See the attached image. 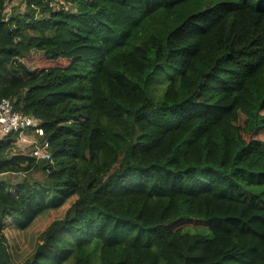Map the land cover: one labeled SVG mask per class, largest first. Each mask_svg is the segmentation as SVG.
<instances>
[{
	"label": "trees",
	"instance_id": "16d2710c",
	"mask_svg": "<svg viewBox=\"0 0 264 264\" xmlns=\"http://www.w3.org/2000/svg\"><path fill=\"white\" fill-rule=\"evenodd\" d=\"M19 1L0 100L42 134L0 133V264H264V0Z\"/></svg>",
	"mask_w": 264,
	"mask_h": 264
},
{
	"label": "built area",
	"instance_id": "2783aa9c",
	"mask_svg": "<svg viewBox=\"0 0 264 264\" xmlns=\"http://www.w3.org/2000/svg\"><path fill=\"white\" fill-rule=\"evenodd\" d=\"M50 6L66 9V4L59 0L58 2L50 0ZM39 120L30 116L24 115L14 109L13 101L7 98L0 100V133L6 134L10 131H17L19 133V140L21 143L26 144L30 141L25 137L24 131L28 128L34 129L38 135L42 131L38 128ZM48 142L46 141L42 146H35L31 152L32 156L38 161H51V153L48 150Z\"/></svg>",
	"mask_w": 264,
	"mask_h": 264
},
{
	"label": "rangeland",
	"instance_id": "374dc122",
	"mask_svg": "<svg viewBox=\"0 0 264 264\" xmlns=\"http://www.w3.org/2000/svg\"><path fill=\"white\" fill-rule=\"evenodd\" d=\"M55 1H57V0H53V2H55ZM13 6H16L15 9H16L17 12L23 13L25 11V9H24L25 4H24L23 0L19 1L18 3H15V4H13V3L8 4L7 5V8H6V11L7 12H10V11L13 12V11H15V10H13ZM31 176L33 178L39 180V178L41 177V174L40 173H36V174L32 173ZM24 177H25V174H23V173H18V174H15V175H9V174L8 175L7 174L6 175H0V182L1 181H5V182L10 183V184H15V183L21 182ZM11 192L14 193L15 191H12L11 190ZM9 243H10V245H11L12 248H17L16 247L17 246L16 245V241H13L12 240ZM19 250L20 249H18V251ZM22 255L23 254L18 255L15 258V261L20 262L22 260V258H23Z\"/></svg>",
	"mask_w": 264,
	"mask_h": 264
},
{
	"label": "water",
	"instance_id": "95a60500",
	"mask_svg": "<svg viewBox=\"0 0 264 264\" xmlns=\"http://www.w3.org/2000/svg\"><path fill=\"white\" fill-rule=\"evenodd\" d=\"M22 264H32L29 259L25 260Z\"/></svg>",
	"mask_w": 264,
	"mask_h": 264
},
{
	"label": "crops",
	"instance_id": "0c3cea01",
	"mask_svg": "<svg viewBox=\"0 0 264 264\" xmlns=\"http://www.w3.org/2000/svg\"><path fill=\"white\" fill-rule=\"evenodd\" d=\"M1 138H2V137H1V135H0V139H1ZM6 174H7V175H8V174H9V175H15V174H13V173H11V174H10V173H3V174H0V175H6Z\"/></svg>",
	"mask_w": 264,
	"mask_h": 264
}]
</instances>
